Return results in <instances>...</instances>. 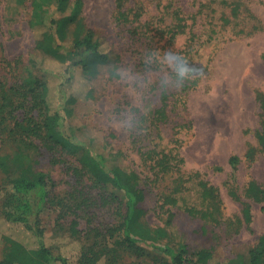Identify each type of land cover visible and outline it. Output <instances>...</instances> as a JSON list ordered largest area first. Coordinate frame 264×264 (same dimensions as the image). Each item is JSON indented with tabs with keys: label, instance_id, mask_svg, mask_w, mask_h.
Here are the masks:
<instances>
[{
	"label": "rangeland",
	"instance_id": "rangeland-1",
	"mask_svg": "<svg viewBox=\"0 0 264 264\" xmlns=\"http://www.w3.org/2000/svg\"><path fill=\"white\" fill-rule=\"evenodd\" d=\"M23 1L21 5L18 0H0V83L6 87L19 82L30 60L43 66L34 51L35 32L28 26L30 0ZM82 2L83 23L103 40L109 59L99 66L91 83L94 97L87 101L79 97V70L70 68L74 77L68 79L71 57L64 66L45 62V68L63 78L56 106L64 131L103 154L108 168L132 170L155 181L141 207L142 222L166 233L156 246H185L189 264H195L200 250H211L208 264H245L264 231V203L244 197L250 182L264 187V156L256 140L264 121L257 101L264 92V0H121L123 17L117 0ZM65 52L73 54L69 48ZM181 70L183 79L176 77ZM163 90L168 95L166 117L158 121ZM69 95L78 102L65 105L63 97ZM4 140L0 127V154L10 149ZM153 150L175 153L183 161L179 167L187 189L176 206L164 207L158 197L157 190L167 189L172 178L156 179L145 159ZM52 156L41 152L35 170L51 179L52 196H64L77 187L68 170L74 160L55 164ZM232 156L240 159L234 168L229 165ZM200 181L218 189L224 214L219 227L186 211L200 208ZM243 203L250 206L249 222ZM1 204L0 200L3 212ZM166 210L173 214L170 223ZM90 211L94 225L113 224L114 215L107 209ZM59 213L60 208L48 202L39 214L43 240L56 251L65 243L56 237L64 234L57 226ZM81 216L79 228L86 232L90 214ZM4 235L35 245L22 227L0 220V241ZM72 247L64 252L75 264L79 253ZM160 256L147 247L141 258L122 253L118 264H158ZM1 257L0 244V261Z\"/></svg>",
	"mask_w": 264,
	"mask_h": 264
},
{
	"label": "trees",
	"instance_id": "trees-1",
	"mask_svg": "<svg viewBox=\"0 0 264 264\" xmlns=\"http://www.w3.org/2000/svg\"><path fill=\"white\" fill-rule=\"evenodd\" d=\"M18 1L21 5L24 2ZM117 6L120 17H123L120 14L121 0H117ZM82 7V0H30L28 26L35 32L34 51L41 57L43 66L36 60H30L22 68L18 83L10 87L0 83V127L5 132V144L10 147L0 154L3 209L0 220L22 227L35 241V245L30 247L21 240L2 236L0 264H71L69 257L72 255L64 252L69 246H73L74 253L78 250L75 264H100L102 261L104 264H118L122 253L141 258L147 247L161 253L158 264H189L185 246H156V242L166 236L165 231L161 228L154 230L142 222L145 212L141 206L149 185L155 181L141 178L132 170L108 168L103 154L93 152L64 131L63 119L56 106L63 78L49 67L45 68V62L64 66L71 57L70 64L66 66L68 79L71 82L74 77L70 68L79 70V97L81 101H87L94 97L91 83L99 74V66L109 59L103 40L85 27ZM236 12V8L232 9L233 15ZM68 48L72 55L66 54ZM50 82L56 85L50 86ZM63 98L65 105L78 102L76 96ZM160 100L162 105L156 112L158 121L166 117V91L161 92ZM257 101L264 110V92L257 95ZM64 111L70 115L68 108L65 107ZM256 140L259 152L264 156V121L256 133ZM41 152L51 153L55 164L67 158L74 160L68 168L77 184L73 192L52 196L51 179L35 170ZM145 159L149 161L156 179L160 176L172 178L169 189H158L157 194L162 206H176L187 189L188 180L184 179L179 167L183 161L177 154L163 150L150 151ZM239 163L238 157L229 159L233 168ZM197 187L200 190V208H187L186 211L207 225L221 226L224 214L218 189L203 181L198 182ZM244 197L255 203H264V187L252 181L247 185ZM48 202L60 208L57 226L64 234L56 237L65 243L57 247V251L43 240L39 214ZM242 205L243 216L249 222L250 206L247 203ZM93 208L112 212L113 224L106 228L94 225L90 211ZM166 212L170 223L173 214L169 210ZM89 214L90 228L84 232L79 228V219L81 215ZM63 222L67 223L66 228ZM195 257V264H208L212 253L211 250H200ZM245 264H264V231L248 251Z\"/></svg>",
	"mask_w": 264,
	"mask_h": 264
},
{
	"label": "clouds",
	"instance_id": "clouds-1",
	"mask_svg": "<svg viewBox=\"0 0 264 264\" xmlns=\"http://www.w3.org/2000/svg\"><path fill=\"white\" fill-rule=\"evenodd\" d=\"M184 75H185L184 72L181 70L179 78L183 79Z\"/></svg>",
	"mask_w": 264,
	"mask_h": 264
}]
</instances>
